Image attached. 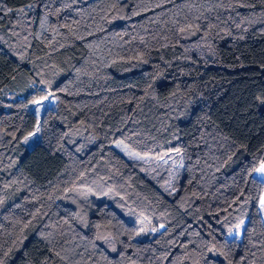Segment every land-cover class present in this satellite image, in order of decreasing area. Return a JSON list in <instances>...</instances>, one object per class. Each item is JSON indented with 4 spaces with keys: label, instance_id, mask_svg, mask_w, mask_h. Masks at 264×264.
<instances>
[{
    "label": "trees",
    "instance_id": "1",
    "mask_svg": "<svg viewBox=\"0 0 264 264\" xmlns=\"http://www.w3.org/2000/svg\"><path fill=\"white\" fill-rule=\"evenodd\" d=\"M261 163L264 0H0V264H264Z\"/></svg>",
    "mask_w": 264,
    "mask_h": 264
},
{
    "label": "rangeland",
    "instance_id": "2",
    "mask_svg": "<svg viewBox=\"0 0 264 264\" xmlns=\"http://www.w3.org/2000/svg\"><path fill=\"white\" fill-rule=\"evenodd\" d=\"M46 96L48 97V99L45 100L44 97ZM46 96L37 99L42 101L41 104H35L33 102L31 104L32 110L36 113L38 117V123L34 128V130L24 135L21 139L22 143L25 145V147L28 150L31 149L40 141L41 138L40 123L44 112L48 108H54L56 106L57 103L56 96L53 95L52 93H48ZM37 128H39V131H37ZM33 133H35V135H32ZM113 146L119 152H121L125 157L131 160L145 163L147 167L149 166V170L155 173L156 178L160 177L161 174L164 173L162 174V176H166L165 185L170 188L174 189V185H176L177 182L180 181L182 178L184 164L180 151H167L158 155L142 154L130 148L121 139L114 140ZM261 164L257 168H259ZM254 174L259 179L264 180V175L256 171L254 172ZM260 211H261L262 219L264 221V207L261 206ZM244 228H245V221L241 222L240 225L231 232H229L227 236L229 238L233 237L235 234L242 232Z\"/></svg>",
    "mask_w": 264,
    "mask_h": 264
},
{
    "label": "snow or ice",
    "instance_id": "3",
    "mask_svg": "<svg viewBox=\"0 0 264 264\" xmlns=\"http://www.w3.org/2000/svg\"><path fill=\"white\" fill-rule=\"evenodd\" d=\"M44 99L46 100V99H48V97L46 96V97H44ZM33 103L41 104L42 101L41 100H35V101H33ZM37 131H39V128H37ZM32 135H35V133H33ZM255 171L260 173V174H262V175H264V163H262L259 168L255 169ZM261 206L264 207V200H261Z\"/></svg>",
    "mask_w": 264,
    "mask_h": 264
}]
</instances>
